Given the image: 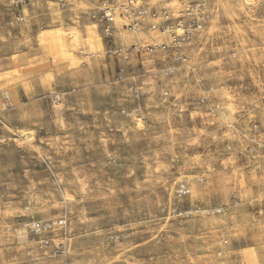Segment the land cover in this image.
Listing matches in <instances>:
<instances>
[{
	"label": "rangeland",
	"instance_id": "1",
	"mask_svg": "<svg viewBox=\"0 0 264 264\" xmlns=\"http://www.w3.org/2000/svg\"><path fill=\"white\" fill-rule=\"evenodd\" d=\"M101 1L0 0V264H264V0L167 50Z\"/></svg>",
	"mask_w": 264,
	"mask_h": 264
},
{
	"label": "built area",
	"instance_id": "2",
	"mask_svg": "<svg viewBox=\"0 0 264 264\" xmlns=\"http://www.w3.org/2000/svg\"><path fill=\"white\" fill-rule=\"evenodd\" d=\"M152 1L124 0L120 6V17L127 21V26L131 30L139 29L144 22L146 24L150 22V31L171 37V43L160 45L159 49H181L192 41L194 33L203 32L210 22V12L203 0H181L186 8L178 12H172L168 7L167 2L172 0H162L158 5H154ZM116 11L119 10L115 0H103L99 13L93 15V19L101 25L107 37L112 35ZM144 49L152 51L149 47L132 46L110 51L109 54L128 59L134 54L142 53ZM37 228H41L40 225L36 226Z\"/></svg>",
	"mask_w": 264,
	"mask_h": 264
},
{
	"label": "bare ground",
	"instance_id": "3",
	"mask_svg": "<svg viewBox=\"0 0 264 264\" xmlns=\"http://www.w3.org/2000/svg\"><path fill=\"white\" fill-rule=\"evenodd\" d=\"M93 32H95V31H93ZM97 32V31H96ZM91 36V35H90Z\"/></svg>",
	"mask_w": 264,
	"mask_h": 264
}]
</instances>
